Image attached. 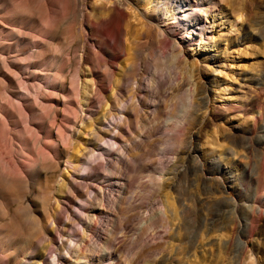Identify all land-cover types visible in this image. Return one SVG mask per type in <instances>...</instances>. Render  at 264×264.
<instances>
[{"label":"rangeland","instance_id":"obj_1","mask_svg":"<svg viewBox=\"0 0 264 264\" xmlns=\"http://www.w3.org/2000/svg\"><path fill=\"white\" fill-rule=\"evenodd\" d=\"M0 264H264V0H0Z\"/></svg>","mask_w":264,"mask_h":264},{"label":"bare ground","instance_id":"obj_2","mask_svg":"<svg viewBox=\"0 0 264 264\" xmlns=\"http://www.w3.org/2000/svg\"><path fill=\"white\" fill-rule=\"evenodd\" d=\"M244 8L243 7H239L237 10H235L234 11V13H235V16L237 15V14H240L242 11H244L243 10ZM116 11H118V7H116V6H112L111 7V9H110V14H113V13H115ZM122 15H123V13H122ZM240 16H242V15H240ZM240 19V17H237V19ZM102 20L99 18L98 19V21H92L91 20V26H93L94 28L97 26V24L100 22V23H104V22H101ZM118 30H119V35L121 36L124 32H125V25H124V21L122 20L120 23H119V25H118ZM175 65V64H174ZM173 66V65H172ZM175 68L177 67L178 68V65H175L174 66ZM182 68V67H181ZM178 70H180V69H178ZM180 73V72H179ZM178 73V74H179ZM179 77H180V75H179ZM226 209L224 208V207H220V212H223V211H225ZM247 226V225H246Z\"/></svg>","mask_w":264,"mask_h":264}]
</instances>
